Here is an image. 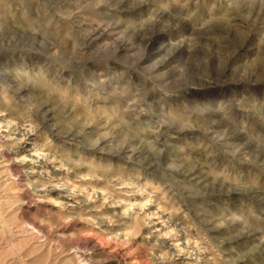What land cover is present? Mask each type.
I'll return each instance as SVG.
<instances>
[{"label":"rangeland","instance_id":"1","mask_svg":"<svg viewBox=\"0 0 264 264\" xmlns=\"http://www.w3.org/2000/svg\"><path fill=\"white\" fill-rule=\"evenodd\" d=\"M0 109L109 197L70 215L6 147L0 264H264V0H0Z\"/></svg>","mask_w":264,"mask_h":264},{"label":"bare ground","instance_id":"2","mask_svg":"<svg viewBox=\"0 0 264 264\" xmlns=\"http://www.w3.org/2000/svg\"><path fill=\"white\" fill-rule=\"evenodd\" d=\"M1 110L2 109H0V119L2 118V115H3V114H1ZM3 111L4 110H2V112ZM39 128H40L39 123L33 124V123H31L25 119L18 120V121H11V120L0 121V154H1L2 150H4L8 146H16L19 149L18 151L24 152L25 155L21 157V160H22L21 164L24 166V168H26L25 169L26 174L33 175L36 177V179L34 181L37 184V186H35L36 189H34V190L37 192H45V193L58 192L60 196H59V198L55 199L56 203L59 205V207L62 211L66 212V213H70V215H72L74 213H78L77 209H78V205L80 204L81 201H84L86 203H91V202L98 200V199L107 200L109 198L107 195V191L105 192V190H101V189H98L95 187H92L90 189L80 188L76 183L70 182V180H68V178L66 177V173H67L66 168H65L66 163L59 156H57L55 153H52L49 146L46 143L39 141V139L42 135V133L41 134L39 133ZM26 166H28V167H26ZM5 176H6V178L4 179V182H2L4 186H6V184H13L14 185V184L20 183V180L18 179L17 176H15V174L13 172L7 171V175L5 174ZM115 184L119 185L120 183H119V181H115ZM116 190H117V188H116ZM115 201H117V200H115ZM123 201H122V203H124ZM1 202H2V195L0 196V203ZM126 209H125V211H126ZM128 211H131V210L128 209ZM141 213H143V211ZM164 213H165V211H164ZM123 215H126V213H124ZM130 216H132V215H130ZM135 217H137V216H135ZM131 219H133V218H131ZM141 219H144L145 223H147L149 225V228L153 229V231L156 233L157 232L163 233V231H165L169 228H170L169 232H171L173 229L175 230V226L177 225L176 224V225L172 226L171 217L169 215H167V216L161 215L158 208L157 209L154 208V211H152L149 214H147V213L144 214V218H141ZM175 220H176V218H175ZM121 224H124V222H121ZM101 228H104V227H101ZM102 232H103V230H102ZM169 232H167L168 233V236H167L168 239L167 240L163 239L164 243L166 245H169L174 250L179 249L177 252V255L183 256V257H186V256L194 257L192 259L193 261L194 260L200 261V259H202V257L204 258V257L208 256L207 254H204L205 252H207V249L204 247V244L202 241L198 240L199 245L203 244V245L198 246V247H200V248H198V247H196L197 245H195V244H197L196 243L197 241H195V239H194L193 243L195 242L194 246L196 248L193 247L194 248L193 250H189V251L186 250L185 251L184 249L185 248L188 249V247L191 245V242L188 241V238L185 239L184 241H178L177 240L178 242L174 243L173 241H168L169 239H171ZM176 232H177V228H176ZM164 233H166V231ZM180 233H181V231H180ZM191 241H192V239H191ZM193 243H192V245H193ZM200 249H202V250H200ZM202 254H203V256H202ZM76 258L79 259V264H91L89 262L90 259L88 258L87 251L86 252L85 251H82V252L79 251ZM212 260H214V259H212ZM215 262H216V260H215Z\"/></svg>","mask_w":264,"mask_h":264}]
</instances>
